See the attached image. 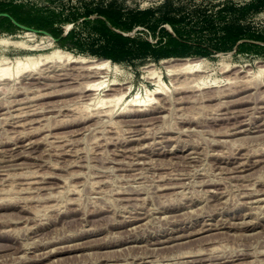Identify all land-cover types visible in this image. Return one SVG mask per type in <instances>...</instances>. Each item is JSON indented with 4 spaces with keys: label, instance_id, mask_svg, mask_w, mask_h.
<instances>
[{
    "label": "rangeland",
    "instance_id": "rangeland-1",
    "mask_svg": "<svg viewBox=\"0 0 264 264\" xmlns=\"http://www.w3.org/2000/svg\"><path fill=\"white\" fill-rule=\"evenodd\" d=\"M6 8L72 33L65 46L43 33L21 45L36 33L0 25L12 40L1 67L64 49L120 65L101 76L130 83L90 97L85 64L66 58L0 80V264H264V0H0ZM201 61V78L181 70ZM151 69L165 92L131 105L157 87Z\"/></svg>",
    "mask_w": 264,
    "mask_h": 264
},
{
    "label": "bare ground",
    "instance_id": "bare-ground-1",
    "mask_svg": "<svg viewBox=\"0 0 264 264\" xmlns=\"http://www.w3.org/2000/svg\"><path fill=\"white\" fill-rule=\"evenodd\" d=\"M26 31H30V32H32V35H33V32L34 33H36V34H34L35 36H29V34L30 33H27V32H24V34H25V37H26V41H24V40H22V41H20L19 42V44H21V45H26L27 44V42L28 41H33V40H35L36 38H37V32H35V31H31V30H26ZM49 38H51L54 42L56 41V40H54V36H50V35H45V36H42V41H41V43H46L47 41H50V39ZM6 42V44H4V45H8V44H10L11 42H12V40L10 39V38H4V39H0V43L1 42ZM52 42V41H51ZM50 42V43H51ZM48 43V42H47ZM49 43V44H50ZM48 44V45H49ZM52 44H54V43H52ZM47 45V44H46ZM51 45V44H50ZM38 46V45H37ZM0 47H2V46H0ZM26 47V46H25ZM33 47H35V46H33ZM32 48V47H31ZM0 58L2 59V60H7V58L4 56V54H0ZM63 58H66L65 60H66V62L67 63H70V64H75V63H83V64H85L83 67L84 68H82V69H84V70H86L85 72L88 74V75H85V76H87L86 78H89V82L87 83V85H86V87L84 88L85 89V92H89L90 94V97H91V93L93 92H95V93H97L98 91H100V90H106V91H108V90H111L112 88H111V86H116V85H126L127 83H130L129 81H124V82H120V81H118L119 79H117V78H115L113 81H110V80H108V79H106L104 76H101V74L102 73H104V71L105 70H107V69H109L110 70V68H111V70H113L114 72H116V73H118V72H123L122 71V67L120 66V65H117V66H115L114 68L113 67H111L110 65H109V63H106V62H102V63H94V60H93V58H91V57H86V56H78V55H76V54H74V53H72V52H68V51H66V50H64V49H56V50H54L52 53H50V54H47V55H45V54H40V55H38V56H34V57H32V56H26V57H23V58H18L15 62H14V65L12 66L11 65V63H10V65L12 66H6L5 65V67H1L0 66V80L1 79H4V80H10L11 78H16L18 75H21V74H25V73H27V72H34V70H37V69H39V70H41V68L42 67H44L45 65H47L48 63L50 64V63H56L57 64V62H59L60 63V61L63 59ZM187 61H188V59H187ZM186 61V62H187ZM13 64V63H12ZM0 65H1V63H0ZM236 67H239V65H234V66H232L231 64H228V65H226L225 67H224V69H225V72H227V71H233L232 69H234V68H236ZM178 68V67H177ZM181 68V67H180ZM209 68V64L208 63H206V62H196V63H191V64H188V63H186V65H184L183 66V68H181V70L182 71H184V73L185 72H187V73H194L195 74V76H198V78H201V76H203L204 74V72L206 73V70ZM77 69V68H76ZM110 70V71H111ZM174 70H176V68H175V66H174V68H170L169 69V75H176L177 73H175L174 72ZM81 71H83V70H81ZM109 71V72H110ZM177 71H178V69H177ZM235 71V70H234ZM38 72V71H37ZM39 72H41V71H39ZM208 72V71H207ZM67 73V72H66ZM82 73H84V71L83 72H81V75H82ZM85 73V74H86ZM157 73V72H156ZM154 71L152 72V69H151V73H149V74H151V76H149L150 77V79H154V78H158L156 81V83H157V87L155 88V89H151V88H148V89H146V92L144 93V95L142 94V93H140V92H138L137 94H136V96L132 99V103H131V105H135V106H142L144 103H146L147 104V102L148 101H153V100H155L156 99V97H153V95L154 96H157V95H163V93L165 92V91H163V90H166V86H165V84H164V81H163V79L161 78V75L160 76H154L155 74H156ZM186 73V74H187ZM235 73V72H234ZM263 74L264 73V69H262L261 68V70H259V74H258V76L260 75L261 76V74ZM79 74H80V72H79ZM203 74V75H202ZM240 74V73H239ZM255 74H257V73H255ZM179 75V74H178ZM193 75V74H192ZM236 75V74H235ZM65 76H67V74L65 75ZM80 76V75H79ZM147 76V77H148ZM189 76V75H188ZM229 76V75H228ZM242 76V75H241ZM248 76V75H247ZM257 76V77H258ZM187 77V76H186ZM185 77V78H186ZM191 77H193V76H191ZM237 77V76H236ZM248 77H250V75L248 76ZM253 77H255V76H253ZM63 79H64V77H62ZM61 78V79H62ZM101 78H105V79H103V80H99V79H101ZM234 78V77H233ZM242 78H243V76H242ZM246 78V77H245ZM66 79V78H65ZM74 79V78H73ZM149 79V78H148ZM184 79V78H183ZM196 79H197V77H196ZM217 79V78H216ZM226 80L228 79V78H225ZM232 79V78H231ZM234 79H237V78H234ZM248 79H251V78H248ZM3 80V81H4ZM201 80V79H200ZM200 80L199 79H197L196 81H198V87H203V88H205V87H209V86H206V84L208 85V82H203V83H200ZM245 80V79H244ZM155 81V80H154ZM191 81V80H190ZM202 81V80H201ZM229 81V80H228ZM242 81V80H241ZM220 82V81H219ZM190 83V82H189ZM193 83V82H192ZM196 83V82H195ZM182 84H185V83H182ZM85 85V84H84ZM214 86V85H213ZM217 86V85H216ZM215 86V87H216ZM219 86V85H218ZM128 87V86H127ZM147 87V86H146ZM183 87V86H182ZM196 87V86H195ZM120 88V87H119ZM124 88V87H123ZM122 87H121V89H123ZM127 89V88H126ZM129 89V88H128ZM40 90V89H39ZM114 90V89H113ZM116 90V89H115ZM115 90H114V92H115ZM124 90V89H123ZM119 91V90H118ZM126 91V90H125ZM125 91H123V92H125ZM129 91V90H128ZM127 91V92H128ZM113 92V95L115 94ZM121 92V91H120ZM119 92V93H120ZM123 92H121V93H123ZM101 95H102V92H101ZM113 95H112V97H113ZM117 95V94H116ZM116 95H114V97L116 96ZM86 97L88 96V94H86L85 95ZM98 95L96 94V97H97ZM100 96V95H99ZM111 96V95H110ZM109 97V96H108ZM111 97V98H112ZM85 98V97H84ZM101 98V97H100ZM100 98H98V99H100ZM110 98V97H109ZM111 98L110 99H103V98H101V100L100 101H98L97 99V102H99V103H101L102 104V107H103V104H106V103H111V102H113V103H119L122 99H124V96H123V94L122 95H120V96H118L115 100H111ZM92 99L93 100H95L93 97H92ZM161 99V98H160ZM164 99V98H163ZM106 100H108V101H106ZM125 100V99H124ZM92 101V100H91ZM157 101V100H156ZM150 102H148V103H150ZM97 104V105H101V104ZM90 104V103H89ZM145 104V105H146ZM151 104V103H150ZM90 105H92V104H90ZM95 105V104H94ZM111 105V104H110ZM106 106H108V105H106ZM112 107H116V105L114 106V105H111ZM92 107V106H91ZM105 107V106H104ZM79 108V107H78ZM77 108V109H78ZM108 108H111L110 106H108ZM113 110V109H112ZM136 110V109H135ZM41 111V110H40ZM114 111V110H113ZM43 112V111H42ZM103 112V111H102ZM106 112V111H105ZM103 113V115H105L106 113ZM100 113V112H99ZM123 113V112H122ZM111 115V114H110ZM113 121V120H112ZM114 122V121H113ZM30 124V123H29ZM256 192V191H255ZM186 256V255H185ZM188 257V256H187ZM200 261H202V260H200ZM204 261V260H203Z\"/></svg>",
    "mask_w": 264,
    "mask_h": 264
},
{
    "label": "trees",
    "instance_id": "trees-1",
    "mask_svg": "<svg viewBox=\"0 0 264 264\" xmlns=\"http://www.w3.org/2000/svg\"><path fill=\"white\" fill-rule=\"evenodd\" d=\"M1 12H7V13H9L14 19H16L18 22H20L18 19H17V17L13 14V12L11 11V10H9L8 8H6V9H1L0 10V13ZM110 23H112V24H114V22H112V20L110 19V20H108ZM5 23H8L9 25H10V27H13V28H18L17 27V25L9 18V17H3V16H1L0 17V25H4ZM20 23H22V22H20ZM109 29V28H108ZM55 38H57L58 40V44H60L61 46H65L66 44H65V41L68 39V38H70L71 37V31L70 32H68L65 36H62V33L61 34H59V35H56V34H54V33H52V32H50ZM173 40L174 41H176V42H178L179 41V39H177V38H173ZM147 45L148 46H152L151 45V43L150 42H148L147 43ZM67 47V46H66Z\"/></svg>",
    "mask_w": 264,
    "mask_h": 264
},
{
    "label": "water",
    "instance_id": "water-1",
    "mask_svg": "<svg viewBox=\"0 0 264 264\" xmlns=\"http://www.w3.org/2000/svg\"><path fill=\"white\" fill-rule=\"evenodd\" d=\"M3 16V17H9L18 27L24 29V30H31V31H35L37 33H43V34H46V35H50V36H53L50 32L48 31H45V30H38V29H34L32 27H29V26H26L22 23H19L17 22L9 13L7 12H1L0 13V17ZM54 40H58L57 38L54 37Z\"/></svg>",
    "mask_w": 264,
    "mask_h": 264
}]
</instances>
